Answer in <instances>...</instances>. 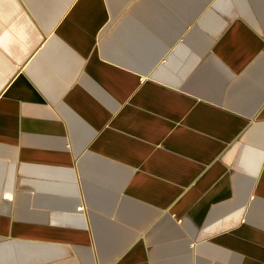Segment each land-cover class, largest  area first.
I'll return each instance as SVG.
<instances>
[{
  "label": "crops",
  "instance_id": "obj_1",
  "mask_svg": "<svg viewBox=\"0 0 264 264\" xmlns=\"http://www.w3.org/2000/svg\"><path fill=\"white\" fill-rule=\"evenodd\" d=\"M140 1L137 17L171 0ZM240 1L216 3L207 54L181 42L156 70L188 3L156 12L141 62L105 39L94 54L95 0L60 9L21 68L32 21L1 26L0 264H264V19Z\"/></svg>",
  "mask_w": 264,
  "mask_h": 264
},
{
  "label": "rangeland",
  "instance_id": "obj_2",
  "mask_svg": "<svg viewBox=\"0 0 264 264\" xmlns=\"http://www.w3.org/2000/svg\"><path fill=\"white\" fill-rule=\"evenodd\" d=\"M15 2L18 5L16 6V9H15L16 11H13L6 20L0 19V33L2 30L1 26L8 25L7 22L17 21L18 23H21V22H26L29 20L32 21V23L29 25V30H28V31H31L32 46L30 47L29 54L23 57L22 63L18 65L15 58L13 59V57L8 56L5 53V55L7 56V59L9 58V61L12 66L18 65V67L21 68L24 65L28 64V62H30V59L33 58V56H35L37 53L38 54L41 53V51L43 50V47H45V44L48 43L53 37L47 31V26L49 25L51 19H54V17L57 16V13H60L59 12L60 9L63 14L61 18H65L66 16L72 13V11L79 4L80 0H15ZM116 2H117L116 8L113 14L114 16H112L110 19V10L108 6V2H105V0H95V3H96L95 8L99 10L100 13H103L104 16L108 18V22L103 24V26H101V28L97 30V34H98L96 38L97 47L95 46L94 48L95 50L94 54H97L99 57L101 56V50L99 49L98 46H101V41L105 39L107 43L109 40L112 42L113 47H111L110 49L114 50L113 53H117L119 51L118 49L124 48L125 51L120 49L122 53L129 52V55L131 56H135V57L138 56V59L141 62V60L144 57H142V53L141 54L138 53L139 52L138 50H141L140 49L141 36L142 35L146 36L145 33L143 34L142 32L145 31L148 34V36L150 35L151 38L153 39L159 38V35H158L159 33L154 32L153 33L154 35L150 34L152 33L151 26H152V20L155 19V15L158 13L175 11V8H174L175 5L181 4V3H185V5L188 3V6L190 8L189 12H190L191 17L184 20L183 13H185V11H177L173 13V15H175L176 17L172 20V22L173 24L186 23L187 27L185 28L184 33L180 36L177 42L174 43L172 47H170V50H168V52L164 55L165 58H163L162 61L157 63L154 70H156L157 67L161 66L162 65L161 63L166 62V60L171 56L173 50H175L176 46L181 42L187 41L188 42L187 46H189L192 52L199 58L203 57L205 54L208 53L209 50L207 49V47H205V40L206 38H209L212 32L211 30H212L213 25L216 24L218 21L217 15L219 14L214 10L215 5L218 2V0H171L169 3L163 2V4H158V5L149 7L148 9L145 10L144 13H148L146 17H148L149 19L141 14L139 15L140 17H137V14H139V12L137 11V7L139 6L141 2L140 0H126L125 3L119 2V0H116ZM237 2H240L241 4L240 0H229L228 3H230V5L233 4V6H235ZM246 2L248 3V7H251L250 8L251 13L253 14L252 17L258 19V21H260V19H264V9L263 7H261L263 6V2L261 0H254V1L245 0L244 4ZM255 6H259V8L257 7L255 8ZM212 10H213V13L215 11L216 16H213L210 14ZM163 14L165 15V13ZM238 15H241V14H238ZM132 19H133V22H132ZM226 19L228 21L230 20L228 17H226ZM136 21L138 22L136 23ZM134 22L136 24H134ZM203 22L205 23L204 26L200 27V24ZM206 24L208 25L207 29L205 28ZM132 25L136 27L137 29L136 32L135 31L132 32V27H133ZM179 25L177 27H179ZM119 27H120L119 31L121 32H120V36L117 37L115 35V31H117ZM113 31L114 33H112ZM178 32L179 31H177V33ZM53 35L55 36V29L53 30ZM161 35H163V37L166 38V40L164 41L168 47V41H169L168 32L163 33ZM210 37H212L211 39H213V36H210ZM146 38L147 37H145V39ZM147 41L150 42L149 45L154 44L153 40L150 41L147 38ZM114 47H116V49H113ZM144 52L145 51H143V53ZM53 54L51 55L53 56ZM147 58L148 56L145 57L146 60ZM184 64H179V67L180 65L182 67ZM168 69L171 70L172 68L168 67ZM44 73H46V71ZM69 74L72 77H74L75 75V73L72 75V71H69ZM97 87L99 90V95L104 97V99H107L106 95L102 93L103 92L102 88L99 86ZM1 91L2 89L0 90V93ZM238 141L242 142L241 139H239ZM239 153H240V149L238 150L232 162L233 170H237V163L240 158ZM100 172H103V170L100 169ZM35 204L36 202L33 200L26 202L25 210H27L28 212L34 211V209L36 208ZM49 204H51V201L43 202L44 206H48ZM21 219H24V218H21Z\"/></svg>",
  "mask_w": 264,
  "mask_h": 264
}]
</instances>
